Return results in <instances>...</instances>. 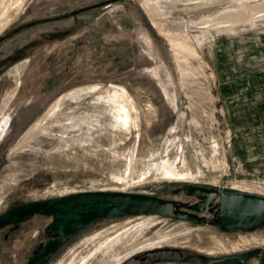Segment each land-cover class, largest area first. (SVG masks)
Wrapping results in <instances>:
<instances>
[{
    "label": "rangeland",
    "instance_id": "374dc122",
    "mask_svg": "<svg viewBox=\"0 0 264 264\" xmlns=\"http://www.w3.org/2000/svg\"><path fill=\"white\" fill-rule=\"evenodd\" d=\"M187 187L264 198V0H0V214L106 192L194 217L97 219L46 264H264V226L220 230ZM50 222L2 228L0 264Z\"/></svg>",
    "mask_w": 264,
    "mask_h": 264
},
{
    "label": "water",
    "instance_id": "95a60500",
    "mask_svg": "<svg viewBox=\"0 0 264 264\" xmlns=\"http://www.w3.org/2000/svg\"><path fill=\"white\" fill-rule=\"evenodd\" d=\"M186 195L204 198V204L217 199L215 221L222 231L252 230L264 226V198L243 193L205 190L200 187L183 189ZM199 209L198 206L192 207ZM161 215L189 220L193 216L175 210L173 203L156 198L127 193L88 192L71 194L42 202L26 204L0 214V230L17 225L32 215L50 216L51 222L44 229L45 235L55 237L39 245L25 264H46L48 257L67 238L73 237L97 219H112L126 215ZM39 251V252H38ZM177 252L160 249L147 252L137 260L155 262L175 259Z\"/></svg>",
    "mask_w": 264,
    "mask_h": 264
},
{
    "label": "crops",
    "instance_id": "0c3cea01",
    "mask_svg": "<svg viewBox=\"0 0 264 264\" xmlns=\"http://www.w3.org/2000/svg\"><path fill=\"white\" fill-rule=\"evenodd\" d=\"M26 263V262H25Z\"/></svg>",
    "mask_w": 264,
    "mask_h": 264
},
{
    "label": "flooded vegetation",
    "instance_id": "af4514ba",
    "mask_svg": "<svg viewBox=\"0 0 264 264\" xmlns=\"http://www.w3.org/2000/svg\"><path fill=\"white\" fill-rule=\"evenodd\" d=\"M39 252V251H38Z\"/></svg>",
    "mask_w": 264,
    "mask_h": 264
}]
</instances>
